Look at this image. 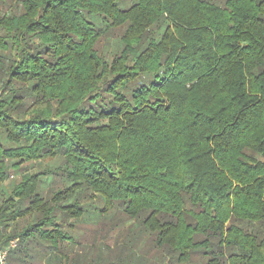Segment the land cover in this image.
Masks as SVG:
<instances>
[{"label": "trees", "instance_id": "16d2710c", "mask_svg": "<svg viewBox=\"0 0 264 264\" xmlns=\"http://www.w3.org/2000/svg\"><path fill=\"white\" fill-rule=\"evenodd\" d=\"M90 214L159 264H264V0H0L7 264H77Z\"/></svg>", "mask_w": 264, "mask_h": 264}, {"label": "rangeland", "instance_id": "374dc122", "mask_svg": "<svg viewBox=\"0 0 264 264\" xmlns=\"http://www.w3.org/2000/svg\"><path fill=\"white\" fill-rule=\"evenodd\" d=\"M109 42L111 43V45L109 46V49L113 50L114 45H115L114 43L115 40L113 38H109ZM10 180H8L6 183H8ZM90 216L91 217H89L88 220H85V224L82 225V228L78 230L80 233V236L88 232V228H89V226L87 225L88 223L94 225V223L97 221L95 219L94 214H90ZM97 219L100 220L99 218ZM126 223H127L126 225H128V224H131L132 222L127 221ZM87 237L88 236L85 234L84 235V238H86L85 240L78 239L79 244L77 243L75 245V249L73 250V252L72 251L67 252L70 255H74L72 257V260L75 261L77 264H104L105 263L104 261L108 262L112 258L114 259L117 257L122 258L123 261L127 258L130 261V263H128L127 261V264L135 263L137 260H145L149 262L152 261V262H156L159 264V261L157 260V258L152 256L154 255V253L148 251L145 245L143 244V242H140L139 244H136L134 245V247H132L133 242L131 240H129V242L130 241L131 242L129 243V246H128L127 245L128 243L126 241L121 242L118 240L119 241L118 242L116 239H114V237L106 238V242L100 240L101 238L96 237L93 243H91L90 238L88 239ZM90 244L94 245V247L92 248ZM65 245L67 246L68 244L65 243ZM56 256L54 257L57 260ZM102 256L105 259L103 260L100 259V257ZM54 257L53 259L55 260ZM59 257L64 259L63 261H65L66 259L65 253H62V255H59Z\"/></svg>", "mask_w": 264, "mask_h": 264}, {"label": "built area", "instance_id": "2783aa9c", "mask_svg": "<svg viewBox=\"0 0 264 264\" xmlns=\"http://www.w3.org/2000/svg\"><path fill=\"white\" fill-rule=\"evenodd\" d=\"M16 245L17 240H12L5 246L0 243V264H7L8 253L13 250Z\"/></svg>", "mask_w": 264, "mask_h": 264}]
</instances>
